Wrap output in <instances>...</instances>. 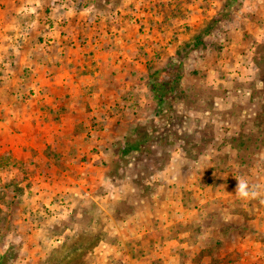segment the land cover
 Segmentation results:
<instances>
[{
  "label": "rangeland",
  "instance_id": "rangeland-1",
  "mask_svg": "<svg viewBox=\"0 0 264 264\" xmlns=\"http://www.w3.org/2000/svg\"><path fill=\"white\" fill-rule=\"evenodd\" d=\"M71 1L76 8L108 3L107 15L121 6L137 5L136 0ZM143 1L154 13L148 16L151 21L160 15L161 21L153 29H160L162 42L166 41L145 64L152 102L142 104L134 116L125 119L126 134L104 147L100 160L105 179L91 196L61 187L74 186L76 177L70 173L51 194L43 193L55 181L39 178L30 168L32 162H16L8 154L7 161L0 163V264H102L98 245L102 239L112 238L108 234L111 215L99 208L108 202L103 194L113 184L130 179L139 195L151 194L158 181L147 184L153 179L150 175L166 168L177 155L183 156L186 170L194 176L191 184L200 188L201 197L211 196L210 189L237 188L239 182H246L256 203L250 209L261 219L258 228L252 226L255 234L248 237L246 251L251 256L247 260L264 264V0ZM52 2L58 3L56 11L70 4L39 0L41 14L53 10ZM4 8L9 22L18 23L10 43L29 44V15L22 13L25 7L17 0H0L1 14ZM42 19L58 28L62 24V19ZM5 39L0 35V42ZM17 61L13 46H0L2 102L17 89H26L22 94L26 98L35 88L29 81L30 68L22 70L23 80L17 77ZM162 81L171 85L160 86ZM155 92L161 95V102L153 98ZM125 140L142 143L139 151L121 154L119 148ZM213 172L216 175L210 177ZM185 180L189 181L188 174ZM34 182L40 190L33 188ZM126 197L119 200L126 202Z\"/></svg>",
  "mask_w": 264,
  "mask_h": 264
},
{
  "label": "crops",
  "instance_id": "crops-1",
  "mask_svg": "<svg viewBox=\"0 0 264 264\" xmlns=\"http://www.w3.org/2000/svg\"><path fill=\"white\" fill-rule=\"evenodd\" d=\"M17 3L29 15L26 33L31 40L26 45L19 40L10 43L18 23L9 22L4 8L0 35L6 39L0 46L16 49L17 77L23 80L22 70L30 68L29 81L35 88L26 98L22 96L26 89L21 88L6 93L7 100L0 99V163L9 153L16 162H32L35 175L55 181L43 193L51 194L62 178L74 175V186L61 187L91 196L105 179L100 160L104 147L126 134L125 119L152 102L145 64L166 43L162 31L153 29L160 15L151 21L148 16L154 13L143 0L109 15L108 3L77 8L70 3L56 11L58 3L52 2L47 15L38 9L39 0ZM43 17L51 22L62 19V24L60 28L46 24ZM182 157L175 156L166 168L150 175L153 179L147 184L160 182L151 194L139 195L131 179L113 184L103 194L108 202L99 208L111 215L112 238L98 245L102 264H249L248 237L261 221L250 209L256 203L250 194L248 200L237 199L238 188L227 186L201 197ZM187 174L189 181H184ZM33 185L40 190L39 184ZM125 194L126 202H121Z\"/></svg>",
  "mask_w": 264,
  "mask_h": 264
},
{
  "label": "trees",
  "instance_id": "trees-1",
  "mask_svg": "<svg viewBox=\"0 0 264 264\" xmlns=\"http://www.w3.org/2000/svg\"><path fill=\"white\" fill-rule=\"evenodd\" d=\"M178 66V65H177ZM176 78H177V76H176ZM173 82L175 81V79L174 80H172ZM150 82H151V80L149 81V84H150ZM166 84H170V82L169 83H166L165 81H162L161 83H160V86H165ZM171 85V84H170ZM153 90H155L156 91V88L155 87H153L152 88ZM153 98L155 99V100H157V102H161V95L158 93V92H155L154 93V95H153ZM257 115H260V112H257ZM144 142V141H143ZM142 145V143H140L139 141H137V142H135V143H131L130 141H128V140H125V142L123 143V145H121L120 146V150H121V154H126V153H128V152H134V150H136V151H139V149H140V146ZM135 151V152H136Z\"/></svg>",
  "mask_w": 264,
  "mask_h": 264
},
{
  "label": "clouds",
  "instance_id": "clouds-1",
  "mask_svg": "<svg viewBox=\"0 0 264 264\" xmlns=\"http://www.w3.org/2000/svg\"><path fill=\"white\" fill-rule=\"evenodd\" d=\"M237 188H238V195L239 196H241L242 198H246L249 196L250 193L247 190L246 182H243V181L239 182ZM253 195H254V193H253Z\"/></svg>",
  "mask_w": 264,
  "mask_h": 264
}]
</instances>
